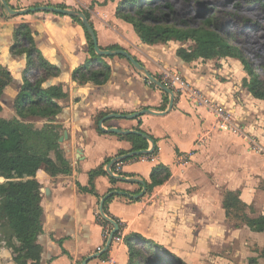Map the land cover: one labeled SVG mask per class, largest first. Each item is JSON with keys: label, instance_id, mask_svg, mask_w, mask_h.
Here are the masks:
<instances>
[{"label": "crops", "instance_id": "0c3cea01", "mask_svg": "<svg viewBox=\"0 0 264 264\" xmlns=\"http://www.w3.org/2000/svg\"><path fill=\"white\" fill-rule=\"evenodd\" d=\"M119 1L10 0L9 4L15 9L65 5L88 13L102 49L120 46L155 76L162 67L178 71L209 103L196 94L175 95L173 108L165 114L112 118L100 128L99 121L111 113L166 111L165 92L152 87L144 73L118 55L102 56L111 67L104 84L76 83L74 70L91 58L82 21L43 11L12 15L0 2V67L11 76L0 100V115H17L14 105L23 84L24 50L31 46L37 51L36 58L54 67L53 75L44 76L43 87L59 86L68 93L66 99H56L62 110L52 121L16 117L36 129L50 122L60 125V137L68 132L59 144L70 171L55 177L43 171L37 174L44 211L38 237L40 264H82L94 255L86 264H129L125 239L132 234L161 244L187 264H194L198 260V200H219L223 208L225 193L238 192L243 200L260 198V215H264V100L243 86L248 74L242 61L226 57L186 62L177 54L180 45L175 41L147 45L130 23L117 16ZM24 24L29 26L31 40L15 36V29ZM27 76L40 80L43 70L36 66ZM218 106L229 115H219ZM111 127L140 129L154 137L159 147L155 157L142 154L115 163L119 174L144 180L147 187L152 168L162 163L170 167L171 178L139 196L144 191L141 184L110 176L106 160L125 155L133 147L126 135L107 131ZM51 157L55 159L54 152ZM100 167L106 173L94 178V192L81 190L80 186L90 185V172ZM110 190L116 193L107 199L105 213L119 221L120 229L104 250L113 225L99 208ZM104 252L106 259L101 257ZM13 255L7 240H0V264H17Z\"/></svg>", "mask_w": 264, "mask_h": 264}, {"label": "trees", "instance_id": "16d2710c", "mask_svg": "<svg viewBox=\"0 0 264 264\" xmlns=\"http://www.w3.org/2000/svg\"><path fill=\"white\" fill-rule=\"evenodd\" d=\"M58 7L66 8L65 5ZM165 8L172 10L169 3L160 5L156 0H120L116 14L118 17L130 23L143 43L153 45L166 43L168 41L186 42L193 40L195 47L181 46L177 54L186 62L203 58H224L236 56L230 45L228 37L220 33V26L214 18H208L198 28L177 27L167 24L168 13ZM89 18V14L86 13ZM74 18V17H73ZM80 20L79 18H74ZM186 23V22H184ZM86 30V29H85ZM15 36L21 35L31 40L29 26L20 25L14 31ZM91 58L84 64L78 66L73 72V80L78 84L93 83L104 84L111 73V67L103 61V57L94 50V45L89 36ZM17 46L19 41L16 42ZM120 46H112L110 49H119ZM26 65L23 77L22 89L14 105L17 117L27 118L38 116L41 118L57 117L62 110L56 99H66L68 93L59 86L43 87L46 81L44 76L54 74V67L47 64L41 58H36V49L31 46L24 50ZM238 54L239 51H238ZM244 69L249 78L243 80L253 97L264 100V79L254 75L246 60H242ZM43 70V77L33 81L27 73L34 67ZM98 66V67H97ZM11 76L0 67V100L5 88L10 84ZM154 88L159 89L154 83ZM166 94V93H165ZM166 94V98H167ZM2 105L0 103V113ZM60 129L62 126L52 122L45 124L41 129H36L32 123H24L18 118L5 119L0 116V177L7 179L6 183L0 184V214L7 220L10 228V243L14 252L13 259L17 264H40L42 246L38 243V237L43 229V207H42V183L37 179L39 171L45 172L51 177L70 171L68 160L60 151ZM138 131H141L138 129ZM143 132V131H141ZM133 143L131 151L146 150L150 147L149 140L154 142V147L148 156L155 157L159 153L157 140L149 136V139L139 134L126 135ZM36 138L34 144L31 139ZM55 153V159L51 157ZM124 154V153H121ZM135 158V156H132ZM111 159L106 160L110 162ZM116 165L113 166L115 170ZM104 174L103 167L90 172V185L79 187L83 191H93V181L96 175ZM172 176L168 165L157 164L152 168L150 174L151 182L147 184L148 191L154 187L165 184ZM113 180V179H112ZM115 181V179L113 180ZM116 192L109 191L110 198ZM122 194H127L122 191ZM244 206L239 193L228 191L225 193L223 208L227 215L234 209L241 210ZM0 217H2L0 215ZM110 219H113L110 217ZM243 222L254 232H264V215L250 217L244 213ZM106 221V220H105ZM119 223V221H118ZM15 239L16 242L12 240ZM129 249V264H187L182 258L171 254L161 244L146 239L140 234H132L126 237ZM108 258L107 252L101 256Z\"/></svg>", "mask_w": 264, "mask_h": 264}, {"label": "rangeland", "instance_id": "374dc122", "mask_svg": "<svg viewBox=\"0 0 264 264\" xmlns=\"http://www.w3.org/2000/svg\"><path fill=\"white\" fill-rule=\"evenodd\" d=\"M156 2L160 5H171L172 10L165 8L169 16L166 23L169 25L198 28L206 19L214 18L220 26V33L228 37L236 54L229 57L246 60L253 74L264 79V0ZM175 42L179 43L180 47L196 46L193 40ZM248 78L250 79V76ZM167 95L165 101L169 103L170 96ZM0 116L5 119L17 117ZM36 140L32 138L30 143L34 144ZM6 181L5 177H0V184ZM241 200L244 204L242 209H234L230 215L226 214L219 200H198V260L194 264H264V232L252 231L242 220L244 213L250 217L260 216L263 201L258 197ZM0 215V240L6 239L10 243V228L3 214Z\"/></svg>", "mask_w": 264, "mask_h": 264}, {"label": "water", "instance_id": "95a60500", "mask_svg": "<svg viewBox=\"0 0 264 264\" xmlns=\"http://www.w3.org/2000/svg\"><path fill=\"white\" fill-rule=\"evenodd\" d=\"M3 7L6 9V11L12 15H22V14H28L30 12H38V11H43V12H51V13H58L61 15H67L70 17H75V18H79L82 21V24L84 25L85 29L87 30L89 36L91 37V40L93 42L94 45V50L97 54L101 55V56H124L125 58H127L130 63L139 71H141L142 73L145 74V77L150 80L152 83H154L160 90L164 91L165 93L169 94L170 99H169V105L166 111L163 112H155L152 111L150 109H143L141 111H137L134 113H128V114H124V113H111L106 115L105 117H103L100 121H99V127L102 128V125L109 119L112 118H126V119H135L145 113H149V114H165L168 111H170L173 108L174 105V101H175V93L174 91L168 87L167 85H165L163 82L160 81L159 78H157L155 75H153L152 73H150V71L140 63V61H138L133 55H131L127 50L125 49H102L99 44H98V39H97V35L96 32L92 26V24L89 21L88 16L86 15V13L79 11V10H75V9H69V8H61V7H57V6H52V5H40V6H34V7H28V8H24V9H15L13 8L9 2L7 0H0ZM107 131L111 132V133H117V134H123V135H128V134H139L142 135L143 137L149 139V136L141 131L138 130H124V129H120V128H116V127H111L108 128ZM68 136V132L65 131L64 135L62 137H60L59 141L62 142L64 140V138H66ZM151 141V140H150ZM152 143V147L146 150H139V151H131L125 155H119L117 157H115L114 159H112L110 161V163L106 166V170L108 172V174L110 176H112L113 178L120 180V181H125V182H130V183H139L144 187V191L139 195V196H143L146 192V183L144 180L135 178V177H124L121 174H115L113 171V166L115 165V163L123 161L125 159H128L132 156H139L142 154H148L152 151L153 147H154V142L151 141ZM110 197V195H106L105 197H103L101 199L100 202V213L101 215L107 219L108 221H110L113 225V230L110 232L105 249H108L109 246L112 244V241L116 235V233L119 231L120 229V225L118 222H116L113 219H110L106 213H105V203L107 201V199ZM96 255L88 257L82 264H86L90 259H93Z\"/></svg>", "mask_w": 264, "mask_h": 264}, {"label": "built area", "instance_id": "2783aa9c", "mask_svg": "<svg viewBox=\"0 0 264 264\" xmlns=\"http://www.w3.org/2000/svg\"><path fill=\"white\" fill-rule=\"evenodd\" d=\"M156 77L159 78L160 81L163 82L165 85L170 87L174 91L175 95L180 94V96L189 95L190 97H193V95L196 94L199 95L200 98L203 99L206 103H209V100L203 97L190 83L186 82L183 76L178 71L162 67L159 74ZM145 80L149 84L152 83L146 77ZM219 115H229V114L219 107ZM118 163L120 162H117V164ZM117 167L118 166H116L115 170H113L115 174H119V170Z\"/></svg>", "mask_w": 264, "mask_h": 264}]
</instances>
